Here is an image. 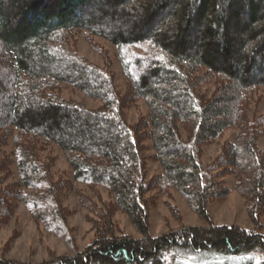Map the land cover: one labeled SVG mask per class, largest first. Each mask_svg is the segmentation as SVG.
<instances>
[{
	"label": "trees",
	"instance_id": "1",
	"mask_svg": "<svg viewBox=\"0 0 264 264\" xmlns=\"http://www.w3.org/2000/svg\"><path fill=\"white\" fill-rule=\"evenodd\" d=\"M74 31L116 48L123 94L107 67L76 54ZM62 84L101 105L63 100ZM258 89L264 90V0H0V149L12 144L14 156L0 159V227L20 202L70 242L52 159L39 154L52 144L65 154L74 180L105 187L112 200L95 206L84 198L96 217L93 241L45 264H264V234L257 230L264 216L258 146L264 112L249 115ZM139 99L148 114L129 124L125 109ZM229 128L234 138L203 163V146ZM147 139L161 168L149 180ZM13 163L18 177L6 184ZM227 174L254 229L210 222V203L230 194L219 179ZM152 189L176 191L207 226L152 236L145 196ZM114 211L128 217L139 238L116 229ZM0 264L30 263L0 258Z\"/></svg>",
	"mask_w": 264,
	"mask_h": 264
},
{
	"label": "rangeland",
	"instance_id": "2",
	"mask_svg": "<svg viewBox=\"0 0 264 264\" xmlns=\"http://www.w3.org/2000/svg\"><path fill=\"white\" fill-rule=\"evenodd\" d=\"M70 44L78 56L98 67H107L114 76L116 88L120 94L126 90V80L121 70L116 48L102 37L94 36L85 31H74L70 34ZM206 91H211L213 85L206 86ZM60 98L76 102L87 109H97L101 103L97 99L86 96L84 93L68 85H61L57 90ZM0 93V98H5ZM264 112V90L258 89L253 102L249 107V115ZM148 108L143 99L129 103L125 109V118L129 124H135L141 117H146ZM236 129L229 128L223 135L211 144L203 146L201 161L209 163L219 152L225 140H232ZM184 135V134H183ZM146 180L161 173V168L152 156L154 150L151 140L144 141ZM259 148H264V135L258 139ZM41 147V146H40ZM39 147V148H40ZM12 144L0 149V159L5 154H10ZM42 159H52L51 174L56 182H60L59 199L67 212L66 229L70 242L67 244L48 231L42 224L37 223L29 211L17 202L11 218L0 227V258L13 259L30 264H45L52 258L60 255H71L83 250L94 239L92 221L95 215L84 206L88 198L92 204L100 206L103 202L112 200L103 186H92L73 179L72 171L65 154L55 145H47L39 152ZM14 159V156L11 155ZM10 174L5 183L17 180L18 171L15 164L10 165ZM230 188V194L223 200L212 201L209 205L210 222L212 224L238 225L247 229H254L250 221L244 199L234 189V176L227 174L219 178ZM150 198L149 207V232L158 236L169 230H176L183 226H207V223L192 212L185 200L174 190L165 192L152 189L145 195ZM85 203V204H84ZM112 220L116 229L135 238L140 233L131 224L128 217L114 211ZM261 228L257 229L264 234V216L260 219ZM255 264H259L256 260Z\"/></svg>",
	"mask_w": 264,
	"mask_h": 264
}]
</instances>
